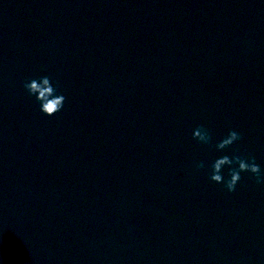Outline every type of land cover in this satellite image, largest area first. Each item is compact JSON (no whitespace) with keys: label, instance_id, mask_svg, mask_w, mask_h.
I'll return each mask as SVG.
<instances>
[{"label":"water","instance_id":"obj_1","mask_svg":"<svg viewBox=\"0 0 264 264\" xmlns=\"http://www.w3.org/2000/svg\"><path fill=\"white\" fill-rule=\"evenodd\" d=\"M224 155L264 172V0H0V264H264V184L211 181Z\"/></svg>","mask_w":264,"mask_h":264},{"label":"clouds","instance_id":"obj_2","mask_svg":"<svg viewBox=\"0 0 264 264\" xmlns=\"http://www.w3.org/2000/svg\"><path fill=\"white\" fill-rule=\"evenodd\" d=\"M24 88L30 95L36 97L41 105L40 110L47 116H53L63 109L66 97L62 94H57V88L53 86L49 77L44 76L39 79H31L30 82L26 81ZM193 139L204 145H211L212 143V135L203 125H199L194 130ZM242 139L243 137L240 133L232 130L215 147L218 151H223ZM225 166H228L230 169L228 173L230 179L227 180L222 175V169ZM196 167L197 170L204 169L205 163L201 161ZM242 172H250L253 174L257 184H264V172H262L261 167L256 163L255 157L251 155H233L232 157L224 155L216 159L211 165L209 179L217 184H224L227 191L231 193L236 191L237 184L242 179Z\"/></svg>","mask_w":264,"mask_h":264}]
</instances>
